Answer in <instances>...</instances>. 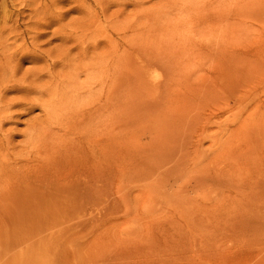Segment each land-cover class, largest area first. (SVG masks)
Returning <instances> with one entry per match:
<instances>
[{
	"label": "rangeland",
	"instance_id": "rangeland-1",
	"mask_svg": "<svg viewBox=\"0 0 264 264\" xmlns=\"http://www.w3.org/2000/svg\"><path fill=\"white\" fill-rule=\"evenodd\" d=\"M0 264H264V0H0Z\"/></svg>",
	"mask_w": 264,
	"mask_h": 264
}]
</instances>
